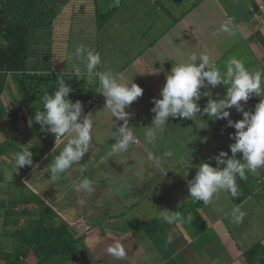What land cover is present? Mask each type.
<instances>
[{
	"label": "crops",
	"instance_id": "obj_1",
	"mask_svg": "<svg viewBox=\"0 0 264 264\" xmlns=\"http://www.w3.org/2000/svg\"><path fill=\"white\" fill-rule=\"evenodd\" d=\"M255 1L261 14L247 0H204L178 23H172V19H179L183 7L171 4L170 0H120L118 7L112 6L113 0H90L95 14L81 10L80 16L75 7L73 13L66 15L70 5L66 6L55 21L50 56L41 59L42 65L51 68L71 86L73 102L81 101L83 93L92 87L90 82L81 84V78L70 72L76 67L82 68L85 63L82 58L75 57V49L84 45L97 51L103 46L102 51L108 54L107 68L114 72L118 67L114 73L122 74L127 82L134 80L144 89L143 95L126 109L133 114L129 123L137 141L127 152H112L111 144L116 142L112 132L123 122H115L116 118L104 108L106 98L100 93L104 101L91 111L95 120L94 151L60 174L57 180H51L48 168L67 143L68 136L56 146L54 153V147L46 151L39 168L18 169L12 160L15 152L34 146L43 150L46 142L33 139V132L41 125L28 126L30 111L14 81L10 80V92L1 101L13 111L15 100L24 119L19 120L22 135L12 141L13 148L7 153L0 152V176L13 181L0 185V212H16L7 220H19L18 225H10L6 230L14 231L26 225L32 218L30 215L39 211V207L26 198L34 193L62 214L63 218L59 215L57 219L59 224L73 226L84 238L83 252L77 258L66 261L58 257L47 264H264V168L246 173L245 180L237 177L239 197L233 198L222 191L212 203L192 207L182 215L181 221L168 224L163 219L169 211L181 209L193 201L187 181L195 176L197 169H188L187 178L183 176L184 169L177 174L180 158H189L193 165L203 161L215 166L214 157L220 151L230 155L229 145L234 142L230 134L235 129L226 127V120H211L206 115L202 117L204 121L198 117L196 123L169 118L164 131L158 132L161 138L155 144L144 142L145 127L151 126L154 116L151 112L153 97H159L167 72L181 59L193 52H207L222 71L232 56L242 60L249 70L264 68V45L257 38V33L264 38V2ZM101 15H106V20L98 28ZM90 17L95 20L96 28H92ZM229 19L232 34L218 31ZM86 36L90 39L94 36L95 41L84 42ZM61 37L66 41L59 43L56 52L55 41ZM57 87V80H48L42 85L48 94ZM225 92L226 86L221 85L213 90V98L216 93L222 97ZM260 99L253 95L246 110L253 109ZM199 104L203 108L206 99L202 98ZM230 111L232 119H242L235 108ZM6 136L3 120L0 122V146ZM165 150L174 152V157L165 165L157 166L149 160V152L161 155ZM85 177L94 184L90 195L74 190ZM82 198L86 200L83 205L78 202ZM18 199L19 204L15 205ZM237 205L246 213L240 224L232 223L229 215ZM117 240L126 249L124 260H116L106 251ZM257 246L252 257H247ZM13 250L12 240L0 232V251L10 253ZM24 264L38 263L33 258Z\"/></svg>",
	"mask_w": 264,
	"mask_h": 264
},
{
	"label": "clouds",
	"instance_id": "obj_2",
	"mask_svg": "<svg viewBox=\"0 0 264 264\" xmlns=\"http://www.w3.org/2000/svg\"><path fill=\"white\" fill-rule=\"evenodd\" d=\"M119 4L120 0H113L112 6L118 7ZM230 24L231 19L226 20L218 31L232 34ZM74 55L77 59L82 58L85 61L84 72L76 67L75 77L79 79L82 74L97 77L98 93L106 98L104 108L116 118L115 122H123L112 132V139L116 141L111 144L112 152H127L130 145L137 141V137L129 123L133 114L126 109L143 95L144 89L134 80L127 82L122 74L114 73L107 66L105 70H98L102 60L100 53L95 50L78 45ZM224 69L222 71L207 52H193L186 59L175 63L166 74L159 97H153L152 124L145 127L144 131L145 144L152 145L161 138L158 132L164 131L169 118L193 120L196 123L198 117L203 120L205 115L211 120H226V127L235 129V132L230 134L234 141L229 145L230 156L227 151H220L214 157L215 166L203 161L193 165L189 158L181 157L175 170L180 174L181 169H184L183 176L187 178L188 169H197L195 176L187 181V188L192 200L203 201L205 205L212 203L222 191L230 193L233 198L239 197L237 177L245 180L246 173L264 168V68L249 70L242 60L232 56L228 58ZM57 83L58 87L53 93H45L40 98L43 108L36 109L34 118L28 119L29 127L35 122L55 135L53 153L60 139L69 136L67 143L59 154L53 157V162L48 168L50 179L53 181L73 164L80 163L87 153L95 150L92 136L94 115L91 112L84 114L80 100L73 102L70 98L73 89L65 80L58 78ZM221 85L226 86L225 94L221 97L216 93L213 98V90ZM253 95L261 99L253 109L246 110V105ZM202 98L206 99L203 108L199 104ZM233 108L242 115V119L231 118L230 110ZM237 154L242 155L237 158ZM173 157L172 150H165L161 155L153 152L148 154L149 160L157 166L165 165ZM12 160L14 167L18 169L25 166L39 168V163H34L31 148L25 147L15 152ZM74 190L90 195L94 191L93 181L85 177L75 185ZM78 202L83 205L86 200L82 198ZM229 215L232 223L240 224L246 213L237 205L231 209ZM163 219L168 224H174L184 217L178 211H169ZM106 251L116 260H124L127 257L126 249L119 240L109 245Z\"/></svg>",
	"mask_w": 264,
	"mask_h": 264
},
{
	"label": "trees",
	"instance_id": "obj_3",
	"mask_svg": "<svg viewBox=\"0 0 264 264\" xmlns=\"http://www.w3.org/2000/svg\"><path fill=\"white\" fill-rule=\"evenodd\" d=\"M70 1L0 0V122L4 120L7 131L6 141L0 146L1 153L11 150L12 141L22 135L18 123L20 119H24L22 109L15 100L14 110L9 111L1 98L10 92L9 81L13 80L26 103L27 110L30 111V118H34L36 109H42L40 98L45 94L42 89L43 83L48 80L54 82L59 76L51 68L44 67L41 59L43 56L46 59L50 56L55 21ZM202 1L204 0H195L187 10L182 11L179 19L173 18L172 23H178L180 18L195 9ZM248 1L255 11L261 14L256 1ZM181 5L179 7L184 6ZM104 20L106 15L99 16L98 28L102 27ZM257 38L264 45V38L260 33H257ZM98 92L99 87L89 97ZM33 124L40 125L35 122ZM45 142L46 148L43 150L37 146L31 148L36 163L46 157V151L52 145L50 141ZM11 183H13L12 180L0 176V185ZM22 195L25 197L24 193ZM26 198L40 209L37 213H30L32 218L26 225L14 231L6 230L10 225H18L19 220H7L15 216L16 212H0V232L3 237L10 238L14 245V250L10 253L0 251V261L4 264H24L34 258L38 264H47L58 257L70 261L81 255L84 249V238L77 230L68 224H59L57 221L59 214L40 196L33 193ZM202 203L203 201L193 200L176 211L185 215L192 207L200 206ZM16 204H19V199L15 201ZM135 224L139 225V222L136 221ZM258 248V246L252 248L247 257H252Z\"/></svg>",
	"mask_w": 264,
	"mask_h": 264
},
{
	"label": "rangeland",
	"instance_id": "obj_4",
	"mask_svg": "<svg viewBox=\"0 0 264 264\" xmlns=\"http://www.w3.org/2000/svg\"><path fill=\"white\" fill-rule=\"evenodd\" d=\"M171 1V4H175L176 6H180V4H181V2H183V4H184V6H183V9L182 10H180V13L182 12V11H185V10H187L194 2H195V0H188V2L186 1H184V0H170ZM247 2L249 3V1L247 0ZM68 5H70V7H69V9L67 10V11H69V12H66V15H68L70 12L71 13H73V8L75 7L77 10H79V16L81 15V13H83V12H81V10L82 11H86L87 13H91V14H95V9H94V7H93V5H90V0H71L70 1V3L68 4ZM169 5V4H168ZM172 8H174V6H171ZM84 8V9H83ZM87 13H85L84 12V14L83 15H85V14H87ZM179 13V14H180ZM86 16V15H85ZM81 18H85V17H81ZM91 19H89V21H92V22H90V23H92V28H96V23H95V20L93 19V17H90ZM84 20V19H83ZM57 28L59 29V26L60 25H58L57 24ZM53 29H54V27H53ZM57 29V30H58ZM56 30V31H57ZM55 31V32H56ZM89 34V33H88ZM62 39H58L57 41H55V44H56V52L59 50V43H62L63 41L62 40H64V42L66 41L65 39L66 38H63V37H61ZM149 39H151V37H148ZM92 39V40H91ZM91 39L89 38V36H86V37H84V42H89V41H95V37L93 36V37H91ZM94 49V48H93ZM92 49V50H93ZM104 49V47L102 46H100V47H98L97 48V51L96 52H99L100 53V55H101V60H102V64L100 65V66H98V70H105V66L107 65L106 63H107V57H108V54L106 55V53L104 52V51H102ZM56 52H54V56L56 57L57 56V53ZM115 55V54H114ZM44 57V56H43ZM45 58V57H44ZM44 58H42V59H44ZM46 59V58H45ZM110 59V58H109ZM109 63V62H108ZM81 68V67H80ZM116 70H114V72H116V71H118L119 70V68L117 67V68H115ZM56 70H58V69H56ZM75 70V69H74ZM74 70L73 69H71L70 70V72H72V73H74ZM81 70H82V73L84 72V62H83V64H82V68H81ZM58 71H60V70H58ZM63 71V70H62ZM64 71H66V70H64ZM67 72H69V70H67ZM81 84L83 83L84 84V82L86 81V82H90V84H91V86L90 87H92V88H90V90L88 89L87 90V93L86 92H84L83 94V97L81 98V101H83V100H85V99H87V98H89V96L90 95H92L96 90H97V88L99 87V81H98V78L97 77H95V76H93V77H88L86 74H82L81 75ZM83 89H84V86H83ZM37 129L35 130V132H33V139L35 140V142L37 141V142H39V141H42V135L43 134H45V132H46V130L45 129H42L41 127H36ZM40 210V209H39ZM60 216H61V219L63 218V216H62V214H59Z\"/></svg>",
	"mask_w": 264,
	"mask_h": 264
},
{
	"label": "built area",
	"instance_id": "obj_5",
	"mask_svg": "<svg viewBox=\"0 0 264 264\" xmlns=\"http://www.w3.org/2000/svg\"><path fill=\"white\" fill-rule=\"evenodd\" d=\"M103 101H104L103 96L100 93L93 95V96L81 101L83 104L84 114H87V113L93 111ZM66 137H68V135L61 138L60 141L57 143V146L59 144H61ZM42 141H50L52 143V145L49 146L48 149H52L53 147H55V135L47 132V130H46L45 134L42 135Z\"/></svg>",
	"mask_w": 264,
	"mask_h": 264
}]
</instances>
